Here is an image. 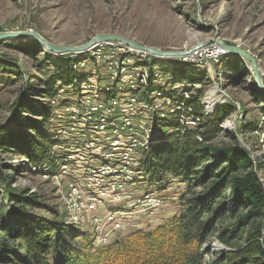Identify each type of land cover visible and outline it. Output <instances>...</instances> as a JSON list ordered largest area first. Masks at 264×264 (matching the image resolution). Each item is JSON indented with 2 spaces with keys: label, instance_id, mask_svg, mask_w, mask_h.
Here are the masks:
<instances>
[{
  "label": "rangeland",
  "instance_id": "rangeland-1",
  "mask_svg": "<svg viewBox=\"0 0 264 264\" xmlns=\"http://www.w3.org/2000/svg\"><path fill=\"white\" fill-rule=\"evenodd\" d=\"M28 31L61 46H79L98 35H113L146 47L178 52L218 40L252 56L262 72L264 84V0H0V33ZM57 58L70 61L77 79L91 87L83 91L80 86L55 84L49 92L46 83L54 73L50 60ZM231 66L236 67L237 73L232 72ZM181 67L200 75L190 89L200 97L202 112L205 113V104L211 109L208 116L223 104L234 107V113L221 122V134L213 143L243 149L264 184V103L253 95V90L262 92L250 64L226 52L211 73L193 65ZM99 69L85 52L57 56L29 36L0 41V136L16 132V122L20 120L27 132V125L33 123L59 139L63 146L76 141L82 126L79 118L72 119V116L81 108L77 104L79 100L99 98L108 90L113 95L119 93L115 84L100 82L103 77H98ZM165 112L166 108L153 112L156 129L153 138L158 131L168 133L169 128H163L168 120L161 117ZM68 168L72 171L71 166ZM58 169L55 174L48 167L30 169L21 155L0 150V227H14L11 217L21 216L15 199L22 192L36 195L42 204L56 211L58 221L69 226L68 219L74 216L69 211L71 202L65 183L71 178V172L59 175ZM126 188V195L133 200L117 207L121 229H116L106 218L108 211L98 209L93 217L103 219L99 227L88 219L79 220V226H75L85 231L77 239L79 245L86 248L93 241L94 246H109L138 230L153 232L176 218L184 207L183 201L190 195L186 185L171 176L161 185L136 179ZM148 193L157 194L158 207L149 210L136 203ZM32 214L40 220L52 219L45 210H33ZM251 229L250 225L239 224L237 217L224 220L206 241L207 253L203 250L202 264H220L223 258H228V262L238 261L236 255L248 246L246 237ZM223 231L230 233V247L218 239ZM2 233L0 230V237ZM18 245V241L11 244L13 253L21 254ZM63 246L71 248L67 241L60 245Z\"/></svg>",
  "mask_w": 264,
  "mask_h": 264
},
{
  "label": "trees",
  "instance_id": "trees-1",
  "mask_svg": "<svg viewBox=\"0 0 264 264\" xmlns=\"http://www.w3.org/2000/svg\"><path fill=\"white\" fill-rule=\"evenodd\" d=\"M50 63L54 73L46 83L49 92L55 84L69 86L77 80L70 61L57 58ZM183 68L171 69L172 76L197 83L200 75ZM229 68L237 73L236 67ZM190 88L184 90L192 92ZM253 95L264 103V94L253 90ZM199 99L193 94L184 99L185 108L201 117L197 129L182 128L176 120L162 121L165 128L173 131L156 134L147 151L145 173L149 182L161 185L167 176L178 178L190 194L176 218L153 232L138 230L109 246H94L92 241L83 248L77 242L85 234L83 229L64 225V221H58L56 211L42 204L36 195L22 192L15 199L21 216L11 217L14 227H0V264H202L206 241L216 226L229 217H237L239 224L252 229L246 237L248 246L236 255L238 261L223 258L220 264H264V184L243 149L213 143L221 134V122L235 109L223 104L205 118ZM179 114L188 113L184 109ZM16 123V132L0 136V150L21 155L30 169L48 167L55 173L56 156L52 149L58 139L33 123L27 125L29 132L20 120ZM33 210H45L52 219L40 220L32 214ZM229 235L223 231L218 239L230 247ZM17 241L21 254L13 253L11 244ZM66 241L71 248L60 247Z\"/></svg>",
  "mask_w": 264,
  "mask_h": 264
},
{
  "label": "built area",
  "instance_id": "built-area-1",
  "mask_svg": "<svg viewBox=\"0 0 264 264\" xmlns=\"http://www.w3.org/2000/svg\"><path fill=\"white\" fill-rule=\"evenodd\" d=\"M85 53L100 66L98 77H103L100 82L115 84L119 93L113 95L108 90L99 98L79 100L77 104L81 108L72 119L79 118L80 138L68 146H63L58 139L53 147L56 167H59V175L71 172V178L65 183L71 202L69 211L74 216L69 217V226H79V220L88 219L99 227L103 219L93 215L101 209L109 212L106 218L120 230L118 215L121 214L117 207L133 200L126 195L127 185L135 183L136 179L149 182L145 164L156 130L153 112L166 108L167 112L161 113L162 119L176 120L180 127L187 129L197 126L201 118L192 115L191 108L184 105V99L192 95L184 89L191 87V83L175 79L171 69L193 65L211 73L226 52L215 40L199 44L187 55L175 59L154 57L113 41L98 43ZM69 86H80L83 91L91 87L79 79ZM126 88L127 91H121ZM204 106L203 116H208ZM184 109L188 114H179ZM167 130L168 133L173 131ZM156 198L157 194L148 193L136 203L150 210L158 207Z\"/></svg>",
  "mask_w": 264,
  "mask_h": 264
},
{
  "label": "water",
  "instance_id": "water-1",
  "mask_svg": "<svg viewBox=\"0 0 264 264\" xmlns=\"http://www.w3.org/2000/svg\"><path fill=\"white\" fill-rule=\"evenodd\" d=\"M29 36L32 37L38 44L41 45L44 49H46L48 52H51L57 56H62L65 54H78L82 52H86L88 49L93 47L94 45L101 43V42H118L120 44L129 46L133 49L140 50L143 52L148 53L151 56L159 57V58H165V59H175L178 57H182L190 53V50L187 51H163L158 48H152V47H146L143 45H140L134 41H131L129 39L119 37V36H113V35H98L91 39L89 42L79 45V46H61V45H55L52 43L47 42L45 39H43L41 36H39L37 33L28 31V32H18V33H0V41L3 39H9L14 36ZM219 45L225 50V52H228L234 56L239 57L242 60H246L252 69L254 80L256 82L257 87L260 89L262 93H264V84L262 79V72L256 62V60L250 56L246 51L241 50L237 47L229 46L221 41H218Z\"/></svg>",
  "mask_w": 264,
  "mask_h": 264
},
{
  "label": "bare ground",
  "instance_id": "bare-ground-1",
  "mask_svg": "<svg viewBox=\"0 0 264 264\" xmlns=\"http://www.w3.org/2000/svg\"><path fill=\"white\" fill-rule=\"evenodd\" d=\"M210 98V97H209ZM206 105V110H207V112H211V109L209 110L208 109V104H205ZM217 106V105H216Z\"/></svg>",
  "mask_w": 264,
  "mask_h": 264
}]
</instances>
